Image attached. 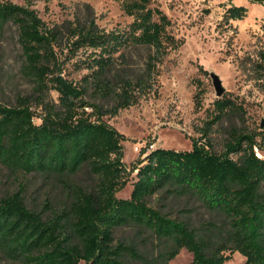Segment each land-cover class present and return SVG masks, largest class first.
<instances>
[{"label": "trees", "instance_id": "obj_1", "mask_svg": "<svg viewBox=\"0 0 264 264\" xmlns=\"http://www.w3.org/2000/svg\"><path fill=\"white\" fill-rule=\"evenodd\" d=\"M249 1L264 5V0ZM122 8L134 18L129 30L107 31L93 19L67 26L70 50L88 54L82 95L92 89L113 102L104 109L73 98L60 85V103L49 100L65 34L49 27L31 0L25 6L0 0V38L17 27L21 72L34 85L15 106L0 104V163L14 173L42 177L57 194L41 210L27 205L23 188L0 198L1 256L20 264H173L186 249L193 255L190 264H225L236 253L245 264H264V159L256 155L253 137L234 135L221 154L209 143L195 142L189 151L157 148L127 169L126 138L103 117L147 96L159 66L179 45L168 32L171 20L151 7V0H124ZM247 13L244 6L232 7L227 16L242 20ZM136 49L150 50L143 72L126 66ZM34 106L42 111L40 124ZM239 109L231 99L219 98L213 122ZM132 172L131 196L119 198ZM196 204L211 214L197 225L184 214L194 212ZM123 227L149 233L159 252L117 241Z\"/></svg>", "mask_w": 264, "mask_h": 264}, {"label": "rangeland", "instance_id": "obj_2", "mask_svg": "<svg viewBox=\"0 0 264 264\" xmlns=\"http://www.w3.org/2000/svg\"><path fill=\"white\" fill-rule=\"evenodd\" d=\"M25 6L28 0H4ZM124 0H31L32 8L49 27L62 29L64 38L57 48L60 67L49 81V100L59 104L56 90L62 78L73 87L83 90V79L88 54L70 50L67 26L77 21L93 19L101 29L129 30L134 18L122 8ZM244 6L247 16L242 20L229 19L227 11ZM151 7L163 11L171 20L168 29L179 47L172 50L159 66V75L152 91L134 106L121 110L116 116L107 115L103 121L126 138L123 141L124 163L129 171L144 159L134 147L138 143H154L157 148L189 151L193 143H209L214 153L221 154L234 135L253 137L255 153L264 157V5L249 0H151ZM150 55L148 49L133 50L126 63L133 70L143 72ZM23 53L18 42V29L12 26L0 38V104L15 106L19 98L33 92L34 85L22 72ZM123 65H117L121 68ZM213 75L225 88L223 97L234 101L241 109L229 112L220 122L215 117L216 95ZM55 79L57 82H53ZM90 89L81 98L104 109L113 102L105 100ZM203 93L201 101L198 93ZM222 97V98H223ZM35 122H42L41 109ZM92 112L91 107L87 108ZM207 131V135L204 133ZM234 159L239 156L232 154ZM87 182L85 175L80 176ZM136 172L128 177L127 186L117 193L119 198H130ZM24 189L26 203L31 208H43L47 198L55 197L56 189L40 176L14 173L0 163V198ZM190 208H192L190 206ZM194 212L184 213L194 224L208 220L211 214L200 204ZM169 211H172L168 209ZM174 211V210H173ZM174 217L175 214L173 213ZM116 239L134 241L143 249L157 254L159 242L149 233H138L132 227L117 230ZM193 255L186 249L172 261L190 264ZM0 264H20L0 254ZM225 264H245V257L236 253Z\"/></svg>", "mask_w": 264, "mask_h": 264}, {"label": "water", "instance_id": "obj_3", "mask_svg": "<svg viewBox=\"0 0 264 264\" xmlns=\"http://www.w3.org/2000/svg\"><path fill=\"white\" fill-rule=\"evenodd\" d=\"M212 77H213V81H214V87H215L216 95L218 98H222L225 94V88L223 86V83L217 75H213ZM59 84H60L61 88L65 92L70 94L73 98L78 99L81 97L82 91L73 87L70 83H68L64 79L60 78Z\"/></svg>", "mask_w": 264, "mask_h": 264}, {"label": "built area", "instance_id": "obj_4", "mask_svg": "<svg viewBox=\"0 0 264 264\" xmlns=\"http://www.w3.org/2000/svg\"><path fill=\"white\" fill-rule=\"evenodd\" d=\"M156 149L157 147L154 143H148V142L138 143L134 147L135 152H137L138 155H143L144 157L149 155L152 151ZM256 155L259 158L264 159V157L261 154L257 153Z\"/></svg>", "mask_w": 264, "mask_h": 264}]
</instances>
